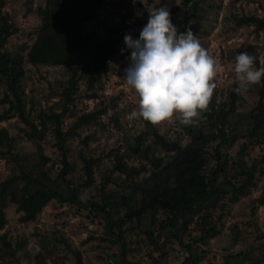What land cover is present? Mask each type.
<instances>
[{"label":"trees","instance_id":"16d2710c","mask_svg":"<svg viewBox=\"0 0 264 264\" xmlns=\"http://www.w3.org/2000/svg\"><path fill=\"white\" fill-rule=\"evenodd\" d=\"M105 2L44 0L42 7L36 9L39 24L31 32L30 43L26 45L22 42L13 49L8 44V38L16 32V27L9 22L3 9L4 0H0V121L16 116L24 125L23 129L19 128L20 133L35 147L33 156L19 153L12 144L14 138L0 127V146L4 149L0 153L15 168L0 179V199L14 205L19 223L32 222L51 200L74 205L78 212L86 210L91 221L101 218L103 233L89 238L118 245V264H138L136 261L130 262L127 257L138 252L145 241L136 233L134 236L125 235L122 226L153 212L154 217L159 214L162 218L152 217L149 227L140 230L149 240L147 243L158 250L161 257L165 256V251L152 236L150 228L156 226L159 230L157 234L165 235V242L176 244L181 249L183 257L178 264H200L206 256L203 246L219 235L218 225L228 206L247 197L250 189L256 187V173L264 174V155L246 164L240 158L231 157L227 151L240 136L235 133L234 125L231 126L232 115L237 106L245 105L243 97L234 91L237 87L235 82L226 100L213 103V96L204 118L198 125L186 129L189 140L184 144L166 138L156 126L144 121L143 129L133 135L122 153L117 150L111 153V163L104 169L98 185L92 182L93 166L100 168L98 160L101 157L81 156V181L64 178L71 166L67 160L66 139L80 126L95 123L98 115L105 113L107 106L76 115L65 131L61 130V120L65 115H73L79 82L83 83L87 92L82 95L84 98H96L97 90L101 88V85H96L106 72L107 58L99 70L89 66L90 60H97L98 56L104 54L109 36L115 39L129 30L127 25L113 23H103L106 32L100 36L95 30H83L84 23L98 17L97 12ZM182 4L184 9L190 11L188 21L197 17L196 12L200 8L198 2L182 0ZM112 6L123 7L114 2ZM174 9L171 8V11ZM232 21L234 26H252L256 33L264 29V17L254 14L234 15ZM183 22L186 21L176 22L178 34L186 30L181 26ZM236 51L240 54L245 50L238 48ZM227 55L231 60L230 53ZM26 65L57 66L66 70L65 78L57 81V90L51 94L59 97L57 103L49 105L48 111L39 109L32 117L31 107L26 109L27 97L21 85L27 71ZM255 66L259 68L257 61ZM257 96L255 106L240 115L251 119L250 122L246 120V133L241 135L245 141L241 143L240 154L247 145L260 144L264 139V87L258 89ZM27 102L31 104L30 99ZM109 104L114 106L113 102ZM47 133L55 138L54 146L58 149L61 166L54 178L47 174L48 169L44 165L48 158L41 152L40 142ZM213 141L214 145L208 147L207 144ZM130 156L140 161V166L129 165L126 160ZM84 188H92L97 199L82 200L80 195ZM250 204H264V186L261 194L251 199ZM254 217L251 207L249 220L244 225L251 224ZM5 223L3 207L0 206V229ZM243 231L244 228L238 229L236 221L233 222L228 227L230 241L242 243ZM32 235L36 236L34 233ZM36 240L42 251L35 256L34 264H67L63 250L72 255L73 264H84L80 251L70 246L68 237L61 231L53 230L42 237L37 235ZM253 240L263 251L264 231L256 234ZM25 242L23 239H11L6 232L1 233L0 264H20L21 259L31 262ZM21 251L23 257L18 256ZM248 251L225 252L219 264H229L234 259L244 260Z\"/></svg>","mask_w":264,"mask_h":264},{"label":"rangeland","instance_id":"374dc122","mask_svg":"<svg viewBox=\"0 0 264 264\" xmlns=\"http://www.w3.org/2000/svg\"><path fill=\"white\" fill-rule=\"evenodd\" d=\"M44 0H4L3 9L8 15L10 23L16 27V32L8 38V44L15 49L22 42L28 45L31 41V32L39 24V14L37 8L42 7ZM104 5L98 10V17L90 22L83 24V30H95L100 36L106 29L103 23L120 24L129 26V30L122 35L116 36V40L111 36L108 37L107 44L104 47V54L98 56L97 60H90L89 66L99 70V66L106 61V72L100 79L101 88L97 90L96 98H84L85 87L79 82V91L74 101L73 115H65L61 120V130L65 131L71 124L72 120L83 112H89L105 105L106 111L98 115L96 122L89 125H83L77 128L73 135L68 137L65 145L68 148L67 160L70 163V172L64 176L73 182L81 181L82 160L81 156L90 158L101 157L98 160L100 168L93 166V181L98 185L104 169L108 168L111 163V153L117 150L122 153L125 146L132 140L134 134L143 129L144 121L129 120L128 116L132 110L138 107L137 98L134 92L129 91L125 86L124 70L129 66L130 50L124 44L125 34H130L135 40L139 38V33L146 25L148 20V11L157 7L169 8L171 22L176 26L177 21L185 20L181 26L186 30H191L196 35L201 45L216 58L221 66V71L216 78L217 88L214 90V101H224L227 99L228 91L234 83L233 58L236 57L237 49L242 48L250 55L254 56L258 67H264V29L253 32L252 26H234L233 16L241 14H254L264 17V0H190L199 3V9L196 12L197 17L188 21L187 16L190 11L184 9L182 0H105ZM112 2L123 7L115 8ZM175 7L171 11V8ZM137 10L142 13L139 17L136 15ZM193 25L192 27H190ZM188 27V28H186ZM185 30V31H186ZM178 31V30H177ZM30 34L29 36L27 34ZM105 35V34H104ZM108 36V35H107ZM113 52L111 53V50ZM121 49L124 52L121 53ZM231 55V60L228 58ZM234 62V63H233ZM27 71L22 80L23 94L26 98V109L30 108L31 117L44 109L48 111L49 105L57 103L58 96L51 95L54 93L57 81L65 78V69L48 66H25ZM264 87V78L261 83L251 87L246 93L241 94L245 100L243 107L237 106L231 119V126L234 125V131L237 135L234 144L227 150L229 155L234 159L240 158L249 164L252 160L264 155V139L260 144L247 145L242 154L238 153L241 143L245 138L241 135L246 133L248 117H241V113L245 114L250 111L256 104L258 89ZM1 92V89H0ZM49 96V97H48ZM31 97V98H30ZM31 100V104L27 102ZM262 101L264 102V96ZM113 102L114 106H109ZM2 106H0V112ZM179 118L174 121L165 122L156 126L159 132L166 138L178 140L184 144L189 140L186 129L189 126H182L178 123ZM0 127L7 130V133L14 138L12 143L14 148L23 155L33 156L35 147L31 141L24 139L19 128L24 125L13 116L7 120L0 121ZM193 127V126H191ZM51 133V132H50ZM47 133L40 142L41 152L48 158V162L44 168L48 169L47 174L50 178L56 177L61 166L59 164L58 149L54 146L55 138L52 134ZM215 141L208 143V147H212ZM0 146V152L3 151ZM110 153V155H109ZM129 165L140 166L134 156H130L126 160ZM15 170L12 162L0 153V179L12 173ZM264 186V174L256 173V187L250 189L249 195L240 198L238 202L230 204L228 211L225 212L218 225L219 235L210 239L203 246L206 250V256L200 264H219L222 261L223 254L235 253L241 251L246 253L244 260H231L229 264H264V246L263 251L257 246V241L253 238L256 234L264 231V204L251 206V199H256L262 192ZM80 198L97 199L92 188H84ZM2 203V204H1ZM0 206L3 207L6 223L0 234L6 232L11 239L26 241L27 249L32 245H38L37 235L47 236L53 230L61 231L64 236L68 237L70 246L79 250L84 264H118L116 257L118 253V245H109L89 237H95L103 233L102 219L89 218L86 210L78 212L74 205L59 203L55 200L49 201L41 211L36 215L32 222L19 223L17 220L18 213L14 210V205L0 199ZM254 209V219L251 224L244 225L249 220L248 213L250 208ZM88 214V215H87ZM153 212L142 215L139 219L125 223L122 231L125 235L134 236L135 233L139 238L145 240L141 244L140 250L128 256L130 262L136 261L138 264H178L183 257L181 249L176 245L165 242L162 233L157 234L156 226L151 227L156 243L165 251V256L161 257L158 250L152 248L147 243L149 241L145 234L140 230L149 227L150 219ZM161 219L162 215H156L153 219ZM236 221L238 229L243 231L244 237L242 243L235 244L228 237V227ZM130 230V231H129ZM36 234L32 235V234ZM89 238L88 240H86ZM40 239V238H38ZM168 239V238H167ZM67 256V264H73L72 255L62 251ZM155 260V261H154Z\"/></svg>","mask_w":264,"mask_h":264},{"label":"clouds","instance_id":"9594fccd","mask_svg":"<svg viewBox=\"0 0 264 264\" xmlns=\"http://www.w3.org/2000/svg\"><path fill=\"white\" fill-rule=\"evenodd\" d=\"M136 15L142 13L137 10ZM124 44L130 50V63L123 80L128 90L134 92L138 104L128 119L159 126L178 117L182 126L198 125L209 110L221 71L219 61L201 45L198 37L190 29L178 34L169 8L161 6L148 11L139 38L134 40L125 34ZM255 63L256 58L247 51L236 55L233 72L237 84L234 91L238 95L264 78V67L257 68ZM41 251L38 245L30 246L31 262L21 259L20 264H34ZM23 255V251L18 253L19 257Z\"/></svg>","mask_w":264,"mask_h":264}]
</instances>
